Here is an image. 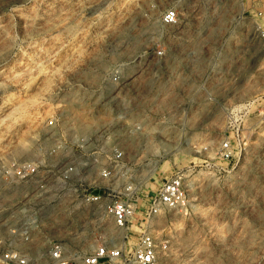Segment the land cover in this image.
I'll list each match as a JSON object with an SVG mask.
<instances>
[{
  "label": "built area",
  "instance_id": "built-area-1",
  "mask_svg": "<svg viewBox=\"0 0 264 264\" xmlns=\"http://www.w3.org/2000/svg\"><path fill=\"white\" fill-rule=\"evenodd\" d=\"M121 6L161 10L151 47L110 67L102 81L64 83L30 139L32 152L0 154V264H158L166 240L154 234L156 218L185 206L187 198L179 171L145 192L138 172L143 139L176 127L205 135L204 118L191 122L189 112L215 104V114L218 106L221 115L225 109L229 133L213 153L228 161L243 122L264 123L256 97L222 106L223 46L214 58L207 49L215 40L208 32L214 14L229 30L213 34L218 39L238 37L234 31L249 24L264 48V0Z\"/></svg>",
  "mask_w": 264,
  "mask_h": 264
},
{
  "label": "rangeland",
  "instance_id": "rangeland-1",
  "mask_svg": "<svg viewBox=\"0 0 264 264\" xmlns=\"http://www.w3.org/2000/svg\"><path fill=\"white\" fill-rule=\"evenodd\" d=\"M132 2L0 0V154L32 152L30 139L64 83L102 81L110 67L151 47L161 10L121 6ZM212 16L215 40L207 49L214 58L223 46L222 106L254 97L264 105V48L249 24L234 31L238 37L218 39L213 34L229 30ZM196 108L190 121L204 118L205 135L196 127L186 135L163 129L144 138L139 152L145 192L179 171L188 201L156 218L154 234L166 240L158 264H264V123L247 118L243 134L232 138V159L221 161L213 151L229 133L225 109L221 115L215 104Z\"/></svg>",
  "mask_w": 264,
  "mask_h": 264
}]
</instances>
